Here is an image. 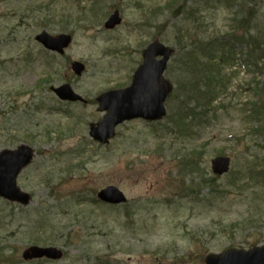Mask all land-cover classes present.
<instances>
[{
  "label": "rangeland",
  "instance_id": "374dc122",
  "mask_svg": "<svg viewBox=\"0 0 264 264\" xmlns=\"http://www.w3.org/2000/svg\"><path fill=\"white\" fill-rule=\"evenodd\" d=\"M115 10L122 22L107 30ZM246 17L244 27L235 22ZM43 31L74 36L64 56L34 38ZM233 35L252 36L263 51L253 58L249 42ZM214 38L228 41L235 61L224 63L220 44L221 70L209 79L212 69L196 53L199 41ZM156 39L175 49L165 74L174 85L168 115L126 122L110 143L98 144L89 133L103 116L96 97L129 86ZM74 61L85 64L80 77ZM65 82L91 103L60 101L52 87ZM207 109L201 124L176 127L179 112ZM20 144L34 149L18 176L33 199L22 206L0 197V264H204L211 252L263 245L264 0H0V150ZM191 148L202 167L185 184L203 188L183 198L178 163ZM219 155L232 164L217 177L211 162ZM203 172L216 177L214 193ZM237 179L248 184L235 190L229 184ZM110 185L124 191L126 205L91 202ZM31 245L57 246L65 256L27 261L22 254Z\"/></svg>",
  "mask_w": 264,
  "mask_h": 264
},
{
  "label": "water",
  "instance_id": "95a60500",
  "mask_svg": "<svg viewBox=\"0 0 264 264\" xmlns=\"http://www.w3.org/2000/svg\"><path fill=\"white\" fill-rule=\"evenodd\" d=\"M122 22L119 11H116L105 23L107 29H114ZM37 41L47 49L64 54L72 43V35L60 34L53 36L42 32L36 36ZM173 49L158 40L150 42L144 50V61L133 75L129 87L110 90L102 93L97 101L99 110L105 115L100 121L92 123L90 135L96 141L107 144L116 135L117 127L125 121L144 118L149 121L161 120L166 116L165 102L172 93L173 85L164 76L167 63ZM85 65L75 61L72 65L77 75H82ZM57 95L63 100L83 101L70 84L55 88ZM32 149L22 145L18 150L0 152V196L29 205L30 195L17 186V176L32 160ZM230 157L218 156L212 161L216 174L222 175L229 171ZM102 202L120 204L127 201L126 195L116 186H108L97 194ZM26 260L47 257L52 260L61 259L63 251L55 246H31L24 250ZM205 264H264V245L251 249L230 248L221 253H211L205 258Z\"/></svg>",
  "mask_w": 264,
  "mask_h": 264
},
{
  "label": "trees",
  "instance_id": "16d2710c",
  "mask_svg": "<svg viewBox=\"0 0 264 264\" xmlns=\"http://www.w3.org/2000/svg\"><path fill=\"white\" fill-rule=\"evenodd\" d=\"M195 3H197V1ZM242 4H241V6H242ZM193 13H194V11H191V12L189 11L188 14L189 15H193ZM248 21H249L248 17H246L245 19H242V20H237L236 19L237 24H239V23L242 24V27H244V25H247ZM232 39H237V40L244 39V40H246L245 37H244V35H241L240 37H238L236 35H233L232 36ZM248 39L252 42L254 49L260 47V44L261 43H260L259 40L253 38L250 35H249ZM199 44H201L200 45V48L201 49L199 51H197L196 54L199 55L201 57V59L205 58L204 59L205 60L204 62H206V64L208 66L207 67H205V65H202V66L205 67V70L207 69V72H208V70L211 71V69H212L213 76L207 75L208 76L207 78L212 79L216 75L215 72H218L219 73V71L221 70L220 69V66H219V63L215 62L216 57L219 56L217 50L220 47V44H218V41L216 40V38H214L212 40H209V41H203V42L199 41ZM192 51L193 50H191V51L189 50L188 52L185 53V54H188V58H191L195 54V52H192ZM195 69L196 68L193 66L192 67V70H195ZM203 76L206 78V75H203ZM214 92H215V90H213L212 94ZM208 93H210L209 90L206 91V93H204L205 96L207 97V100H209L208 99V96L206 95ZM201 94H200V97L199 98H202L204 100V97H202ZM208 95H210V94H208ZM190 100H191V98H190ZM204 106H207V104H205ZM207 111H208V109L205 110L202 113H200V112L196 113L195 110H191V111H181V112H179L176 115V117H175L176 118V121L175 122L178 123V125L176 127L179 128L180 131H181V129L184 130V129H187L188 127H194L197 124H201L200 122L197 123V121L199 120V118L200 119H202L203 117L208 118L207 117L208 116L207 115ZM189 120H191V121H189ZM184 132H186V131H184ZM187 137H188V135H187ZM191 150L192 151H187V152L185 151V153H183V158L180 159L179 160V163H178V165L180 167L179 169L184 173L182 179H180L181 180L180 182L182 183L181 184V190L183 192V193H181V196L183 198L188 197V196H190V197L193 196L194 193H195L196 187L198 188V190H196V192L199 193V190H201L200 188L203 186L201 183L199 184V183H194L193 182L195 180V173H196L195 171H200L201 170L200 168L202 167V165H201V162H200L201 159L197 160V158H196L198 154L201 155L199 153V150L194 149V148L193 149L191 148ZM200 152H203V151H200ZM204 172H203V178H201L202 179V182L204 183V186L206 185V186H209L210 187V185H211V188L210 189L214 193L216 191L214 188H217V186L215 187V184H214L215 181H216V178L215 177H209V176L207 177V175ZM187 177H191V179L193 180V181L191 180L193 182V184L191 186L190 185L189 186H186V184H185V181H186ZM260 177L264 178V171H262V174H261ZM238 179L235 181V183H230L229 185L232 186V185H235L236 184V186L233 187L234 189L237 188V187H241V189H243V186L247 185L248 182L246 184L237 185ZM228 188L229 189H222L221 190V192L224 194V197L226 195H230V193L232 192L231 191V187H228ZM237 190H239V189H237ZM92 198H93V201L91 200V202H98V200L95 197H92ZM193 199L194 200H199L200 197L199 196H196ZM109 264H111V263H109Z\"/></svg>",
  "mask_w": 264,
  "mask_h": 264
},
{
  "label": "flooded vegetation",
  "instance_id": "af4514ba",
  "mask_svg": "<svg viewBox=\"0 0 264 264\" xmlns=\"http://www.w3.org/2000/svg\"><path fill=\"white\" fill-rule=\"evenodd\" d=\"M68 104H71V103H68ZM73 104H74V103H73ZM73 104H72V105H73Z\"/></svg>",
  "mask_w": 264,
  "mask_h": 264
}]
</instances>
